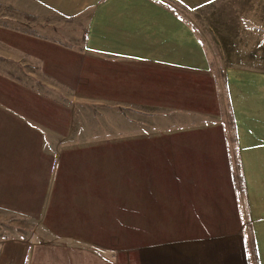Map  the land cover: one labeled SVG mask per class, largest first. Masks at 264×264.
Returning <instances> with one entry per match:
<instances>
[{
	"label": "crops",
	"instance_id": "0c3cea01",
	"mask_svg": "<svg viewBox=\"0 0 264 264\" xmlns=\"http://www.w3.org/2000/svg\"><path fill=\"white\" fill-rule=\"evenodd\" d=\"M240 2L216 68L157 0H0L42 31L0 24L27 70L0 71V264H264V0Z\"/></svg>",
	"mask_w": 264,
	"mask_h": 264
},
{
	"label": "rangeland",
	"instance_id": "374dc122",
	"mask_svg": "<svg viewBox=\"0 0 264 264\" xmlns=\"http://www.w3.org/2000/svg\"><path fill=\"white\" fill-rule=\"evenodd\" d=\"M160 3L172 8L185 23L192 26L196 34L202 39L204 44H206L211 61L215 67H220L226 60L234 59L239 57L242 52V44L245 43L244 49L246 48V43L248 39L240 37L242 33L239 28L241 26L240 15L241 14V2L240 0H218L213 1L208 4H204L198 7H187L180 3L178 0H157ZM8 14L11 17H20L22 20L19 22L5 19L0 15V24L6 26H14L20 29H29L33 28L35 32L39 31L38 25H35L31 19L21 15V12L18 10H10L5 8V4L0 3V14ZM235 15V18L232 20V16ZM9 17V16H8ZM238 28V31L236 29ZM238 36H233L235 34ZM259 42H263V39H259ZM257 49V51H256ZM253 51L252 56H262L264 51V44L260 48H256ZM246 54L247 52H242ZM25 60V58H23ZM24 63L16 64L14 61H9L0 58V71L5 74L16 75L17 70L20 71L19 78L23 79V73L27 72L24 67ZM13 68V69H12ZM18 77V76H17ZM24 79H27L24 77ZM29 80V79H27ZM221 89V88H220ZM222 110L224 120L228 121V113L230 112L223 97L222 89ZM228 135L232 133V130L227 124ZM240 205L242 208L243 215H246V206L244 198L240 195ZM17 222H22L23 220L16 218ZM13 230V231H12ZM9 230L8 228L2 227L0 224V236H10L14 234V229Z\"/></svg>",
	"mask_w": 264,
	"mask_h": 264
},
{
	"label": "trees",
	"instance_id": "16d2710c",
	"mask_svg": "<svg viewBox=\"0 0 264 264\" xmlns=\"http://www.w3.org/2000/svg\"><path fill=\"white\" fill-rule=\"evenodd\" d=\"M5 8H6V9H10V10L13 9V7H10V6H7V5H5ZM26 17H27L28 19H31V20L35 19V17L32 16V15H26ZM227 124H228L229 128L232 129V125H231L230 123H226V125H227ZM228 139L231 140V141L233 142V141H234L233 135H231L230 137H228ZM236 166L238 167V164H236ZM242 190H243V189L240 187V192H243ZM252 258H253V255H250V260H252Z\"/></svg>",
	"mask_w": 264,
	"mask_h": 264
}]
</instances>
